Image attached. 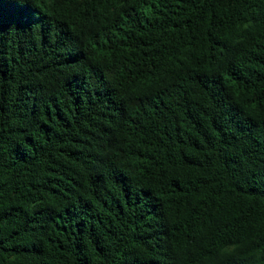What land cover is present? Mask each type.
Instances as JSON below:
<instances>
[{
    "label": "trees",
    "instance_id": "obj_1",
    "mask_svg": "<svg viewBox=\"0 0 264 264\" xmlns=\"http://www.w3.org/2000/svg\"><path fill=\"white\" fill-rule=\"evenodd\" d=\"M0 264H264V0H0Z\"/></svg>",
    "mask_w": 264,
    "mask_h": 264
}]
</instances>
